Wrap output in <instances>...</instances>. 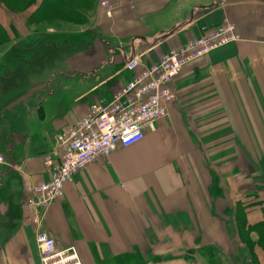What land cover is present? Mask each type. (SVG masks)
I'll list each match as a JSON object with an SVG mask.
<instances>
[{"label": "crops", "instance_id": "obj_1", "mask_svg": "<svg viewBox=\"0 0 264 264\" xmlns=\"http://www.w3.org/2000/svg\"><path fill=\"white\" fill-rule=\"evenodd\" d=\"M102 1L69 40L0 70V264H42L38 232L82 264H264V187L213 166L264 161V0H110L111 17ZM224 21L241 39L183 69L153 131L77 172L44 213L25 206L57 136L131 77L126 60L150 66ZM40 57L53 60L32 86Z\"/></svg>", "mask_w": 264, "mask_h": 264}, {"label": "built area", "instance_id": "obj_2", "mask_svg": "<svg viewBox=\"0 0 264 264\" xmlns=\"http://www.w3.org/2000/svg\"><path fill=\"white\" fill-rule=\"evenodd\" d=\"M105 14L111 17L114 6L103 0ZM241 38L232 23L224 21L203 36L188 40L176 49H170L150 66L141 65L138 56L125 62L131 77L120 87L108 103L94 102L76 125L57 136L58 160L44 157L49 168V180L25 186V206L44 213L53 202L63 196L65 185L73 176L98 158L108 157L118 146L129 147L140 142L146 132L153 131L156 123L167 113L176 99L173 81L190 63L211 52L239 41ZM0 156V163H4ZM41 215L32 222L38 224ZM42 264H82L75 247L56 251L55 241L43 232L36 234Z\"/></svg>", "mask_w": 264, "mask_h": 264}, {"label": "rangeland", "instance_id": "obj_3", "mask_svg": "<svg viewBox=\"0 0 264 264\" xmlns=\"http://www.w3.org/2000/svg\"><path fill=\"white\" fill-rule=\"evenodd\" d=\"M68 1L69 3L78 2V0ZM99 2L100 0H91L92 7L87 8L88 11L85 12L92 11ZM45 4L44 0H0L1 71L14 67L18 54L30 56L38 44L48 43L47 41L49 40H54V42L60 44L64 39L69 40L70 34L72 36L77 34V31L85 25L82 23L83 18L79 20L81 23L77 24L79 22H73V19L63 20L55 17L48 10L46 11ZM65 59L61 53L56 55L55 61L62 62ZM52 60L43 61L41 57L38 59V66L33 67V69L36 67L37 69L33 70L27 78L30 85L33 86L42 79L46 66ZM39 66L42 67L40 68ZM39 69H42L41 72ZM220 162L213 164L214 168L218 169L219 166H225V169L230 171L229 177L245 178L248 192H255L261 186L264 187V161L255 162L252 157L247 156L246 164L242 162L238 164ZM220 182V180L217 181V184ZM259 233L261 234V232ZM262 235L264 237V233Z\"/></svg>", "mask_w": 264, "mask_h": 264}, {"label": "trees", "instance_id": "obj_4", "mask_svg": "<svg viewBox=\"0 0 264 264\" xmlns=\"http://www.w3.org/2000/svg\"><path fill=\"white\" fill-rule=\"evenodd\" d=\"M45 1V8L46 11L48 10L52 15L58 18H62L63 20H70L74 22H79L77 24H80L83 18V22L85 25L89 22V18L91 14L93 13L95 7L92 9V11H89L88 13L85 11H88L87 8L92 7L91 0H78L76 3H69L68 0H44ZM69 3V4H68ZM77 4V5H76ZM262 228L261 235L264 233V227L260 226ZM263 236V235H262Z\"/></svg>", "mask_w": 264, "mask_h": 264}]
</instances>
